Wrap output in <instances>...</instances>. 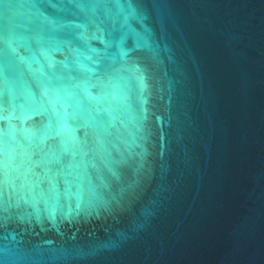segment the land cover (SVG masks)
I'll return each instance as SVG.
<instances>
[{
  "label": "water",
  "instance_id": "obj_1",
  "mask_svg": "<svg viewBox=\"0 0 264 264\" xmlns=\"http://www.w3.org/2000/svg\"><path fill=\"white\" fill-rule=\"evenodd\" d=\"M0 264H264V0H0Z\"/></svg>",
  "mask_w": 264,
  "mask_h": 264
}]
</instances>
